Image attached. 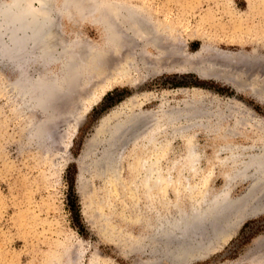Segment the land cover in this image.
<instances>
[{
    "label": "rangeland",
    "instance_id": "obj_1",
    "mask_svg": "<svg viewBox=\"0 0 264 264\" xmlns=\"http://www.w3.org/2000/svg\"><path fill=\"white\" fill-rule=\"evenodd\" d=\"M146 1L153 9L183 19L193 29L200 28L202 24L206 31L216 33L222 32L220 27L228 28L231 23L226 7L229 0ZM250 1L230 0V5L234 10L246 13ZM262 1L253 0L257 4ZM69 2L82 4L86 8V17L71 10L74 16L70 14L71 17L63 19V32L60 34L64 33L65 40L73 38L74 32L79 33L83 40L82 46L91 45L93 48L94 51L88 46L81 47L86 55L95 54L96 63L92 65H97V69L93 70L89 79L83 77V80H77L75 73L68 86L65 80V86H61V82L52 85L49 90V113L53 115L52 119L47 118L32 101L22 103L11 85L14 79H18L19 71L11 60L0 55V264L165 262L167 257L161 254L168 248L167 245L172 244L156 240H150L154 243L148 242L152 237L148 231L155 223L152 217L162 209L157 198L161 193L172 204L175 200L172 187L177 182L170 181L167 184L164 180L159 186L160 190L159 183L155 184V180L149 176L153 168H158L159 161L156 165L153 162L150 164L149 170L152 171L138 170L141 158L152 149L142 141L131 142L129 137L123 146L111 148L108 132L104 131L108 123L103 122V119L113 115V111L118 114L125 112L128 109L124 105L133 99L137 103L142 102L140 109L157 110L162 102H168L165 108L173 107L186 98L180 89L197 87L205 91L206 105L203 108L211 110L209 122L216 121L212 123L215 129L219 127L218 130L235 133V129L242 132L243 136L238 141L246 144L249 143L248 138H258L264 130V102L245 91H236L229 84L202 79L193 72H157L155 68L148 69L142 64L132 68L131 74L138 80L133 86L116 83L122 68L111 60L108 53L112 40L101 35L91 24L95 16L94 0ZM245 19L255 33L259 31L258 37L263 42L243 46L221 43L220 49L238 55L231 59L232 63L230 59L221 63L226 69L231 68V71L245 76L252 72L256 74L259 85L255 87L254 83H250V87L243 88H248L251 93L252 87H255V91L263 95L264 7H259ZM200 45L201 41L195 40L191 52H196ZM254 48L257 54L254 58L259 57L252 61L253 58L248 55ZM245 55L248 61L241 58ZM42 67L30 63L27 73L35 77L40 70L44 72L45 67ZM100 67L103 69L98 70ZM162 127L167 125L163 124ZM196 128L194 139L198 165L191 175L183 173L189 180L184 178L182 182L189 181V184L177 183L181 188L184 184H191L194 187L192 196H197L204 187H207L209 194L222 189L225 185L223 171L226 169L214 158L212 148L219 133L214 134L202 126ZM169 131H166V137L171 136ZM169 140H163L164 146ZM172 146L174 149L169 151L168 156L161 158L160 172L166 180L177 178V173L173 174L169 169L174 157L181 158L186 149V144L178 138L172 140ZM107 152H113L114 158L118 157L116 166H113L115 169L104 163ZM249 185V180L238 181L232 186L229 195L239 197ZM166 189L167 193H164ZM255 206L247 213L243 211L241 218L244 215L246 217L239 224L241 218L237 220L232 233H225L222 239L218 238L212 249L189 264H253L264 249V211H257V204ZM224 227L223 231L226 232ZM166 264L172 263L169 261Z\"/></svg>",
    "mask_w": 264,
    "mask_h": 264
},
{
    "label": "bare ground",
    "instance_id": "obj_2",
    "mask_svg": "<svg viewBox=\"0 0 264 264\" xmlns=\"http://www.w3.org/2000/svg\"><path fill=\"white\" fill-rule=\"evenodd\" d=\"M69 1L4 0L0 2V4L14 2V5L7 8L8 11L4 10L3 14L0 5V55L11 60L19 71L18 79H14L11 83L12 89L22 99V103L32 101L42 109L41 111L49 119H52L53 116H50L49 113V90L52 85L61 82V86H65V84L68 86L70 79L75 77V73L77 80L78 78L83 80V77L89 79L92 77L93 70L97 69V65H92L96 63L95 54L88 53L87 56L85 51L81 49L83 46L85 48L89 46H82L83 40L79 33L74 32L73 38H66L65 40L64 33L60 34L63 32L62 22L64 18L70 14L74 16V10L78 15L82 13V16L86 11L82 4L80 5L78 2L71 4ZM94 2L93 12L95 16L91 24L101 35L112 40L108 53L111 60H114L113 62L122 68V73L120 76L118 75L119 79L115 81L116 83H126L133 86L138 80L132 76V68L142 64L148 69L155 68L154 70L157 72H193L202 79H213L229 84L236 91L241 93L245 91L260 102H264V91H260V93L263 91V95L255 91V85L260 83L257 81L259 77L256 79V74H252L253 72L247 73L245 76L237 71H231V68L226 69L221 61L229 59L231 61L238 55L219 47L221 43L243 46L247 43L258 44L263 42L258 37L259 31L255 30L257 31L255 33L254 28L246 24L245 18L255 13L259 7H264V1L257 4L251 0L246 13H240L231 7L229 0L226 7L231 16V23L228 28L220 27L222 32L216 33L206 31L202 24L200 28L193 29L183 19L174 18L163 11L153 9L146 0H94ZM30 3L34 7H31ZM21 10L24 14H17ZM83 17L85 18L86 14ZM7 22H11V25ZM195 40L201 41V45L196 52H191L190 49ZM89 48H92L91 45ZM249 54L248 56L253 58L252 61L259 57L254 58L257 55L255 48ZM241 58H246V55L245 57L241 56ZM247 58L244 60L248 61ZM30 63L39 64L43 66L42 68L45 67L44 72L40 70L37 76H29L27 67ZM102 69L100 67L98 70ZM250 83H254L255 86L252 87L251 93L248 88H243L250 87ZM180 90L186 95V98L173 107L165 108L168 106V102H162L157 110L140 109L142 102L137 103L133 99L124 105L128 110L123 113L120 112V114L113 111V115L105 117L103 122L107 121L108 123L104 131L108 132V142L111 148L116 149V147L123 146L129 137L131 142L135 143L139 140L152 149L148 155L141 158L138 170L152 171V169L149 170L150 164L153 162L156 165L159 161L158 168H153V172H150L149 175L150 179L155 180V184L159 183L157 184L158 187L160 184L162 185L164 180L167 184L172 181L180 185L186 182H182L184 178L189 180L184 177L183 173L187 172L191 175L199 162L194 139L196 134L194 130L197 131V126L200 128L202 126L214 134L215 132L219 133L217 140L219 142L216 141L212 148L214 149V158L224 169L226 168L223 171L224 187L212 194H209L207 187H204L197 196H192L194 187L191 184L188 185L189 181L182 188L178 187L177 183L174 184L172 187L175 193L174 202L170 204L160 193V197L157 199L162 209L158 210L156 215L154 214L152 217L155 223L151 225L152 229L148 231L155 238L152 239L151 237L148 242L156 240L155 242L164 241L166 244H172L167 245L168 248L164 249V253L161 254L167 257L166 263L171 261L172 264H189L194 258L202 257L206 251L210 250L211 246H215L213 244L218 242V238L223 237L225 233H232L244 210L247 213L249 209L256 208L255 205L257 204L256 210L264 211V200L261 203V200L264 199V130L258 138H248L247 142L249 143L241 144L238 140L243 136L242 132L235 129V133L224 129L218 130L219 127L215 129L212 124L216 121L209 122L212 113L211 110H204L206 105L204 90L197 87ZM218 115L221 114L218 113ZM202 118H205L204 122ZM163 124L167 127H162ZM168 129L171 136L166 137ZM46 135L48 136V134ZM176 138L181 139L186 144V149L181 158L176 159L177 157H174L173 164L169 169V172L177 173V178H173V180L167 178L166 180V178H162L160 172L161 158L164 159L168 156L169 151L174 149L172 140ZM164 139H170L166 146L163 144ZM119 149L121 150V148ZM113 152L112 154L115 153ZM112 154L107 152L104 162L111 169L116 166V159H118L117 156L114 158ZM146 161L149 163H145ZM103 168L105 167L103 166ZM245 180L250 181L247 191L239 197H231L229 193L232 186L238 181ZM159 188L157 189L158 192L161 190ZM165 192L167 193V189L164 190ZM245 217L246 215L239 220L238 224ZM223 227L226 232L223 231ZM259 254L261 256L254 259L253 264H264V249ZM165 262L155 264H166Z\"/></svg>",
    "mask_w": 264,
    "mask_h": 264
},
{
    "label": "water",
    "instance_id": "obj_3",
    "mask_svg": "<svg viewBox=\"0 0 264 264\" xmlns=\"http://www.w3.org/2000/svg\"><path fill=\"white\" fill-rule=\"evenodd\" d=\"M24 4H25V2L23 3V6H24ZM1 5V7H2V14H3V12H4V10H7L8 11V9L7 8H9L10 6H13L14 5V2H7V3H5V4H0ZM6 11V12H7ZM17 14H24V12H23V10H21L20 12H18ZM17 14H15V15H17ZM21 15V16H22ZM16 18H19V17H16ZM20 19V18H19ZM7 20V19H6ZM19 21V20H18ZM8 23V22H7ZM11 23V22H10ZM10 23H8V24H10ZM11 25V24H10ZM23 25H26L25 23H23Z\"/></svg>",
    "mask_w": 264,
    "mask_h": 264
}]
</instances>
